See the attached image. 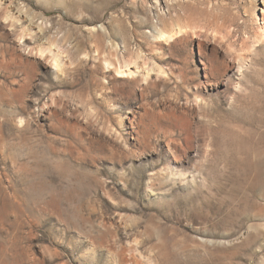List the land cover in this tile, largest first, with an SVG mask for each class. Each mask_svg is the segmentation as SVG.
I'll return each mask as SVG.
<instances>
[{
	"label": "rangeland",
	"instance_id": "374dc122",
	"mask_svg": "<svg viewBox=\"0 0 264 264\" xmlns=\"http://www.w3.org/2000/svg\"><path fill=\"white\" fill-rule=\"evenodd\" d=\"M152 4L0 0V264H264V0Z\"/></svg>",
	"mask_w": 264,
	"mask_h": 264
},
{
	"label": "bare ground",
	"instance_id": "6f19581e",
	"mask_svg": "<svg viewBox=\"0 0 264 264\" xmlns=\"http://www.w3.org/2000/svg\"><path fill=\"white\" fill-rule=\"evenodd\" d=\"M177 1L178 0H153V3L154 4H152V5H154L153 7L154 8H158V6H162V5H164V6H168V7H170L169 5L170 4H174V3H177ZM173 6V5H172ZM171 6V8H173ZM166 8V7H165ZM167 9V8H166ZM174 9H175V7H174ZM156 11V10H155ZM157 11H159V10H157ZM167 11H170V8L167 10ZM175 12V15H178V13H177V11L176 10H174ZM157 13V12H156ZM160 13V12H159ZM162 13V12H161ZM160 13V14H161ZM171 13V12H170ZM163 14L165 15L166 14V12H163ZM172 16V15H171ZM175 17H177V16H175ZM178 18H180V17H178ZM177 19V18H176ZM264 19V18H263ZM172 23H173V21H172ZM165 24V23H164ZM165 27V26H164ZM160 28V27H159ZM260 29V32H261V35H259L257 38L255 37V39H252V41L254 42V44L252 45V47L253 48H255V50L257 49L256 47H258V46H261V43H262V40H263V37H264V25H262V27H260L259 28ZM157 33H159L161 36H163V37H167V36H165L168 32H166V30H164V29H160V30H156V28L154 29ZM181 30V29H180ZM246 36H248V34H246ZM169 37V36H168ZM249 38L248 39H246L245 40V44L247 45L248 43H249ZM55 62H56V65L58 66V67H61V63L59 62V60L55 57ZM119 68V70H121V72H124L125 73V69H122V67H118ZM129 72V71H128ZM131 72V71H130ZM263 77V76H262ZM238 85V84H237ZM239 86H240V84H239Z\"/></svg>",
	"mask_w": 264,
	"mask_h": 264
}]
</instances>
